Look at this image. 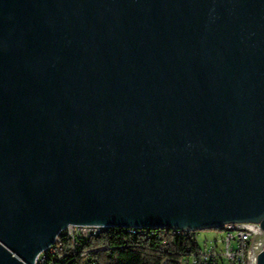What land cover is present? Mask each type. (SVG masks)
<instances>
[{
	"label": "water",
	"instance_id": "95a60500",
	"mask_svg": "<svg viewBox=\"0 0 264 264\" xmlns=\"http://www.w3.org/2000/svg\"><path fill=\"white\" fill-rule=\"evenodd\" d=\"M238 222L264 229V0H0V264L68 224Z\"/></svg>",
	"mask_w": 264,
	"mask_h": 264
},
{
	"label": "built area",
	"instance_id": "2783aa9c",
	"mask_svg": "<svg viewBox=\"0 0 264 264\" xmlns=\"http://www.w3.org/2000/svg\"><path fill=\"white\" fill-rule=\"evenodd\" d=\"M110 227L146 232L147 227H120L107 225L68 224L59 231L53 243L41 249L35 256L33 264H69L70 259L81 246L90 239ZM150 228V227H149ZM153 229V228H152ZM168 229V228H167ZM174 234L185 236L188 232L192 240L200 247V254L190 255L181 260L180 264H199L200 261L228 264H256L258 254L264 249V229L259 222L226 223L218 228L217 234L203 243L198 240V230L169 229ZM68 242V249L65 246ZM88 251H81L84 255ZM95 264V261H90ZM163 264H166L163 262Z\"/></svg>",
	"mask_w": 264,
	"mask_h": 264
},
{
	"label": "trees",
	"instance_id": "16d2710c",
	"mask_svg": "<svg viewBox=\"0 0 264 264\" xmlns=\"http://www.w3.org/2000/svg\"><path fill=\"white\" fill-rule=\"evenodd\" d=\"M68 242L65 246L68 249ZM88 251L86 254L80 252ZM200 254V247L190 233L173 234L167 228H146L132 233L128 229L110 227L90 239L74 253L69 264H180L190 255ZM199 264H228L225 261H200Z\"/></svg>",
	"mask_w": 264,
	"mask_h": 264
},
{
	"label": "rangeland",
	"instance_id": "374dc122",
	"mask_svg": "<svg viewBox=\"0 0 264 264\" xmlns=\"http://www.w3.org/2000/svg\"><path fill=\"white\" fill-rule=\"evenodd\" d=\"M217 229L210 228V229H201L198 230V240L200 243H203L205 239H211L217 234Z\"/></svg>",
	"mask_w": 264,
	"mask_h": 264
}]
</instances>
